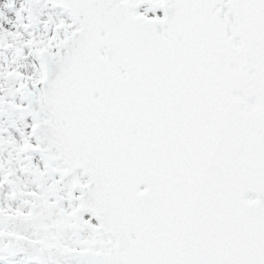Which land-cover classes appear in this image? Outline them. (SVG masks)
Wrapping results in <instances>:
<instances>
[{
  "label": "snow or ice",
  "instance_id": "6c2138e0",
  "mask_svg": "<svg viewBox=\"0 0 264 264\" xmlns=\"http://www.w3.org/2000/svg\"><path fill=\"white\" fill-rule=\"evenodd\" d=\"M0 264H264V0H0Z\"/></svg>",
  "mask_w": 264,
  "mask_h": 264
}]
</instances>
